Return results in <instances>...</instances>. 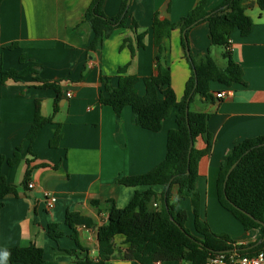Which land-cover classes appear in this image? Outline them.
<instances>
[{
    "label": "crops",
    "instance_id": "obj_1",
    "mask_svg": "<svg viewBox=\"0 0 264 264\" xmlns=\"http://www.w3.org/2000/svg\"><path fill=\"white\" fill-rule=\"evenodd\" d=\"M92 2L0 0V157L12 158L19 148L21 155L18 165L5 164L2 169L8 182L17 187V194L7 195L0 208V249L35 244L44 250L45 260L51 264H77L61 252L77 248L72 230L66 225L68 212L93 221L92 228L78 226L77 234L80 245L96 259L98 228L108 221L113 205L123 208L137 191L148 189L126 187L118 181L146 174L164 161L168 132L177 127L175 114L164 121L160 132L145 130L133 123L131 108H125L117 116L110 106L100 103V97L107 96L103 79L111 77L112 85L116 86L119 69L128 66L127 74L139 77L136 89L144 96V79L157 74L158 48L151 31L155 16L177 22L199 0H131L132 19L127 27L115 30L96 53L87 50L93 33L83 23ZM125 2L104 0L105 15L116 16ZM223 2L207 0L206 10L213 11ZM248 14L254 22L251 33L242 36L235 31L229 49L243 69L245 84L228 89L213 84L214 102L197 97L192 110L210 115L208 128L214 141L211 152L199 162L201 218L213 232L232 234L245 245L255 243L261 231H245L221 206L217 179L227 153L236 143L264 136V16L258 6ZM133 19L138 23L137 31L130 28ZM141 33H146L144 46L138 47L137 37ZM182 38L180 31L175 30L163 42L164 61L171 68L172 87L179 101L192 72ZM188 41L194 56L209 51L211 54L208 22L195 26ZM223 53L224 49L222 56ZM26 68H32L34 73L20 80L3 81L2 71ZM38 78L61 87L57 113H54L57 93L42 88ZM68 92L72 98H67ZM219 92H227L228 97L216 98ZM37 100L41 114L53 121L30 143L27 134L34 122ZM59 128L62 138L58 147L53 148L51 141ZM195 146L202 150L205 143L199 139ZM29 167L33 189L23 185ZM153 189L161 194L164 187ZM45 192L57 198L55 209L47 208ZM177 209L188 211L187 228L194 233L190 200L180 201ZM51 224H57L64 234L57 241L48 235ZM123 241L122 236L116 238L117 251L109 264H136L123 258ZM0 264L10 263L0 260Z\"/></svg>",
    "mask_w": 264,
    "mask_h": 264
},
{
    "label": "trees",
    "instance_id": "obj_2",
    "mask_svg": "<svg viewBox=\"0 0 264 264\" xmlns=\"http://www.w3.org/2000/svg\"><path fill=\"white\" fill-rule=\"evenodd\" d=\"M104 0H93L87 11L86 20L93 38L89 42V52H99L105 39L120 28L127 27L132 19L128 0L122 4L119 13L114 17H107L103 11ZM207 0H199L186 16L177 22L162 20L157 15L154 18L151 31L155 46L158 48L156 57L157 74L144 79L146 93L140 95L136 84L140 80L135 75H128V66L118 71L117 85L113 86L111 77L103 79L107 96L100 97L102 105L110 106L117 116H121L127 107L132 110V120L135 125L152 132H160L163 123L173 113L177 127L168 132L167 152L162 163L152 171L137 176L123 177L118 182L126 187H147L145 191H137L132 201L125 207L113 205L109 212L108 221L98 228L99 250L96 259L91 258L89 249L79 243L77 227H94L93 221L75 212H68L66 225L72 230V239L77 248L61 251L70 256L77 264H109L117 251L116 238H124L123 258L136 264H156L162 262H183L187 264H205L206 261L222 252L226 255L235 250L240 256H254L264 250V242L251 248L264 237V136L245 139L236 143L227 153L223 161L218 179L217 192L221 206L230 212L243 226L245 231L260 230L261 238L252 244L234 242L227 234H216L207 221L201 218V197L198 190L199 162L207 156L214 141L209 132L210 115L204 112H194L190 106L195 99L214 102L213 84L225 88L244 85V73L241 66L234 60L230 49L231 38L235 31L242 36H248L254 22L248 11L255 6L264 16V0H224L215 10H206ZM202 22H208L212 46L224 49L225 67H221L212 57L210 51L205 55L190 57L186 55L191 69V76L186 83L185 93L179 101L172 87L171 68L164 61L163 42L170 38L171 33L179 30L186 36L182 38V45L186 51L189 47L190 31ZM130 28L137 31L138 23L133 19ZM78 29V27H77ZM146 33L138 35V47H143ZM12 45L10 48H13ZM132 54L134 48L132 47ZM34 73L32 68L22 71H2L3 81L8 79L20 80ZM41 82L42 88L53 89L57 93L54 101V113L59 110L61 87L47 81ZM189 110L187 113V101ZM52 118H45L41 114L40 101H36L34 122L27 134V140L33 143L39 131ZM60 128L54 135L51 146L58 147L61 140ZM201 139L205 148H196V142ZM193 142L191 154L190 145ZM240 160L237 167L230 174L226 188V176L230 168ZM21 161L20 148L12 158L0 157V208L7 195L17 194V187L11 185L2 173L3 166L14 167ZM32 168L26 172L23 185L27 186ZM164 187L161 194L154 191V187ZM189 199L194 217V233L187 228L189 214L187 210H178L182 200ZM158 208H153V204ZM169 209V211L167 210ZM253 216V219L243 213ZM173 216L175 221L171 220ZM261 222V223H259ZM177 224V225H176ZM48 235L57 241L63 237V232L57 224L48 227ZM8 252L6 261L2 254ZM0 260L10 264H51L45 260L44 250L35 244L26 247L0 249Z\"/></svg>",
    "mask_w": 264,
    "mask_h": 264
},
{
    "label": "built area",
    "instance_id": "obj_3",
    "mask_svg": "<svg viewBox=\"0 0 264 264\" xmlns=\"http://www.w3.org/2000/svg\"><path fill=\"white\" fill-rule=\"evenodd\" d=\"M67 98H72V93L68 92L66 94ZM228 97L227 92H219L216 94V98L225 99ZM29 189H33L34 185L32 183L28 184ZM47 208L49 210H53L57 204V198L50 192L44 193ZM153 208H158V204H154ZM205 264H264V250L258 252L256 255L248 257V256H240L237 252L226 254H218L216 256L210 257Z\"/></svg>",
    "mask_w": 264,
    "mask_h": 264
},
{
    "label": "water",
    "instance_id": "obj_4",
    "mask_svg": "<svg viewBox=\"0 0 264 264\" xmlns=\"http://www.w3.org/2000/svg\"><path fill=\"white\" fill-rule=\"evenodd\" d=\"M130 2H131V0H128V5H130ZM185 33H186V32H184V34H183L184 39H186ZM186 53H187V55L190 57V53H191V51H190V48H189L188 46H186ZM189 102H190V99H188V101H187V108H186L187 113H188V110H189ZM192 149H193V142H192L191 145H190V151H189V154H191ZM239 162H240V160H238V161H237V162H236V163L230 168V170L228 171V174H227V176H226V180H225V184H224V187H225V188H226V184H227V181H228V178H229L230 174H231V173L233 172V170L237 167V165L239 164ZM167 210L169 211V209H167ZM243 213H245L246 215H248L249 217H251V218L253 219V216H251L249 213H247V212H245V211H243ZM170 218H171L172 221H175L174 218H173V216H171ZM259 223H261V222H259ZM176 225H177V224H176ZM262 242H264V237H263L261 240H259L256 244H254L251 248H255V247H257V246L260 245ZM234 252H237V251L235 250ZM226 253H227V252H222L221 254H226Z\"/></svg>",
    "mask_w": 264,
    "mask_h": 264
},
{
    "label": "rangeland",
    "instance_id": "obj_5",
    "mask_svg": "<svg viewBox=\"0 0 264 264\" xmlns=\"http://www.w3.org/2000/svg\"><path fill=\"white\" fill-rule=\"evenodd\" d=\"M211 55L221 67H225L226 59H224V57L222 56V48L221 47L213 46V50L211 51ZM190 108H191V110H194V103L191 104ZM214 233H216V234H227L234 242L239 243V239L234 237L232 234L225 233V232L224 233H219V232H215V231H214ZM260 238H261V235L259 236L258 239H260Z\"/></svg>",
    "mask_w": 264,
    "mask_h": 264
},
{
    "label": "clouds",
    "instance_id": "obj_6",
    "mask_svg": "<svg viewBox=\"0 0 264 264\" xmlns=\"http://www.w3.org/2000/svg\"><path fill=\"white\" fill-rule=\"evenodd\" d=\"M9 255H10V254H9L8 252L5 251V252L2 254L3 261H6Z\"/></svg>",
    "mask_w": 264,
    "mask_h": 264
}]
</instances>
